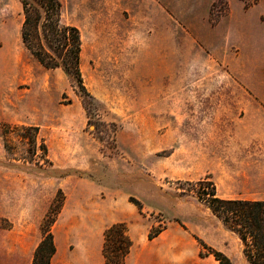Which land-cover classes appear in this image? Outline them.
Instances as JSON below:
<instances>
[{
  "label": "rangeland",
  "instance_id": "rangeland-1",
  "mask_svg": "<svg viewBox=\"0 0 264 264\" xmlns=\"http://www.w3.org/2000/svg\"><path fill=\"white\" fill-rule=\"evenodd\" d=\"M61 2L91 97L29 55L20 1L0 0V264H31L60 191L52 264H102L116 222L135 243L129 264H219L195 237L248 264L182 189L209 177L220 197L264 200V0ZM3 124L38 127L47 161L21 158L15 134L8 153ZM152 225L163 229L148 240Z\"/></svg>",
  "mask_w": 264,
  "mask_h": 264
},
{
  "label": "trees",
  "instance_id": "trees-1",
  "mask_svg": "<svg viewBox=\"0 0 264 264\" xmlns=\"http://www.w3.org/2000/svg\"><path fill=\"white\" fill-rule=\"evenodd\" d=\"M22 5L23 20L20 39L29 55L45 68H61L75 80L81 96L91 97L86 91L79 68L81 39L79 29L61 20V0H19ZM86 109V107H85ZM90 122V119H89ZM13 132V133H12ZM5 150L8 134L17 135L24 143L25 160L36 156V149L41 150L43 160L47 161V146L38 136V127L33 125H2ZM39 141V143H37ZM30 157H26V156ZM190 182V181H189ZM190 191L202 201L220 222L232 231L240 240L241 252L248 264H264V200L243 198H223L217 194L216 185L209 177H202L192 182ZM64 196L55 197L42 221L43 235L36 245L31 264H52L56 251L51 225L60 211ZM140 211L142 206L135 200ZM163 227L152 225L147 232V239L156 237ZM202 250L199 254H211L219 264H232L231 259L222 251L207 246L195 237ZM132 241L124 222H116L103 230L101 255L102 264H125Z\"/></svg>",
  "mask_w": 264,
  "mask_h": 264
},
{
  "label": "crops",
  "instance_id": "crops-1",
  "mask_svg": "<svg viewBox=\"0 0 264 264\" xmlns=\"http://www.w3.org/2000/svg\"><path fill=\"white\" fill-rule=\"evenodd\" d=\"M250 200H263V199H250ZM127 233H128V231H127ZM129 235V234H128ZM130 237V236H129ZM146 238H147V234H146ZM130 239H131V237H130ZM131 241H132V245H131V248H130V251H129V254H128V256H127V258H126V261H125V264H129V261H130V258H131V255H132V252H133V249H134V245H135V243H134V241L131 239ZM102 244V243H101ZM101 250V249H100ZM103 262V261H102Z\"/></svg>",
  "mask_w": 264,
  "mask_h": 264
}]
</instances>
